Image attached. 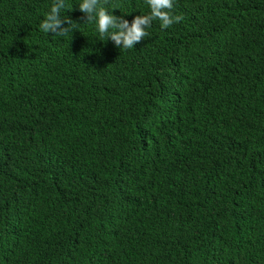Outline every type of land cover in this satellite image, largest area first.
Listing matches in <instances>:
<instances>
[{"label":"trees","instance_id":"16d2710c","mask_svg":"<svg viewBox=\"0 0 264 264\" xmlns=\"http://www.w3.org/2000/svg\"><path fill=\"white\" fill-rule=\"evenodd\" d=\"M80 2L55 37L0 0V264H264V0H174L127 50Z\"/></svg>","mask_w":264,"mask_h":264},{"label":"clouds","instance_id":"9594fccd","mask_svg":"<svg viewBox=\"0 0 264 264\" xmlns=\"http://www.w3.org/2000/svg\"><path fill=\"white\" fill-rule=\"evenodd\" d=\"M150 7L147 15L135 16L131 23L123 16H116L109 10V0H81L78 4L79 11L84 13L81 17L83 23L95 22L100 34V40L111 39L115 46L120 49H132L135 45L150 33L147 31L154 20L160 21L162 29L170 28L174 23L183 20L182 15H176L173 12L174 0H146ZM116 9V6H112ZM65 10H73V6L66 3V0H53L50 10L45 14L39 27L44 33H53L55 37L66 36L73 29H76L75 21L61 14ZM67 23L68 27L63 25Z\"/></svg>","mask_w":264,"mask_h":264}]
</instances>
